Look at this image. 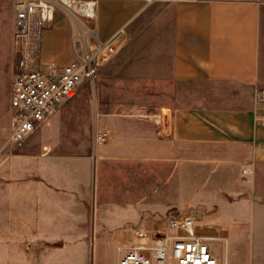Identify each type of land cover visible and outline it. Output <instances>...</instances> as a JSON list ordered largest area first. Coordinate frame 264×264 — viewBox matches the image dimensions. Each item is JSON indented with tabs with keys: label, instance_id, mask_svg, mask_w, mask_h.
<instances>
[{
	"label": "crops",
	"instance_id": "0c3cea01",
	"mask_svg": "<svg viewBox=\"0 0 264 264\" xmlns=\"http://www.w3.org/2000/svg\"><path fill=\"white\" fill-rule=\"evenodd\" d=\"M263 6L264 0H98L93 23L58 10L44 33L45 61L68 63L73 58V37H91L95 30L101 41L116 39L117 51L101 74L147 80L156 87H177L181 104L161 106L150 118L137 113H103L96 119L95 132L90 133L93 147L86 149L85 144L76 143L69 146L70 153H62L56 140L45 143L51 130L56 132L68 125L65 109L72 102H65V109L61 107L52 118L51 127L39 130L43 143L26 149L33 135L23 144L10 140L12 81L9 96L0 95V140L8 137L17 147L26 145L22 153L12 155L10 145L0 142V261H25L27 243L20 241L26 239L28 225L38 231L62 229L59 192H85L89 185L86 178L93 176L95 180L104 166L113 167V174L122 177L108 189L110 198H123L131 213L121 224L127 228L134 222L147 229L165 223L161 219L172 209L174 181L183 189L191 177L206 184L212 197L222 189L221 183H229V167H237L249 178L264 171V103L259 100L264 87L260 74ZM121 29L124 32L118 34ZM13 32L12 22V57ZM187 87L195 93V99H188L194 104L182 105L186 99L181 96L185 97ZM163 108L171 112H163ZM163 117L168 119V128ZM98 130L109 131L104 144L95 140ZM143 181L149 183L144 185ZM158 181L169 199L150 207L143 199ZM113 202L98 201L97 193L94 211L104 214ZM80 203L78 213L83 215L87 202ZM219 209L229 215L222 222L228 225L226 236L201 222L199 231L213 237L210 244L225 241L227 246L235 241L240 256L237 258V253L228 248L233 260L223 264H242L251 250L257 255L256 246L248 250L245 238L235 234L236 229L228 222L232 217L230 206ZM176 214L188 213L176 209L168 218ZM9 235L11 242L7 243ZM211 249L220 263L219 250ZM2 250L6 254H1ZM259 254L257 262L264 264V229Z\"/></svg>",
	"mask_w": 264,
	"mask_h": 264
},
{
	"label": "rangeland",
	"instance_id": "374dc122",
	"mask_svg": "<svg viewBox=\"0 0 264 264\" xmlns=\"http://www.w3.org/2000/svg\"><path fill=\"white\" fill-rule=\"evenodd\" d=\"M13 10L14 0H0V95L2 96H9L15 70V56L13 50L12 57L11 43ZM260 74L264 78V6L261 16ZM176 89L178 88L173 86L169 88H165L163 85L156 87L147 80L119 79L112 74L104 72L101 74L100 72L95 80L85 81L77 95L66 101V103L72 102L67 105L66 109L65 106H62V110L65 109L67 112L68 125L56 132L51 130L46 136L48 142L45 144H52L56 140L61 144L62 153H70L69 146L72 147L76 143H83L86 145V149H89L93 147L90 133L95 132V122L99 115L127 112L150 118L161 106L181 104L178 102L179 96ZM184 91L185 97L180 95L182 99H186L182 105L194 104L188 101L189 98L195 99L194 91L189 90L188 87L184 88ZM163 112L170 113L171 110L163 108ZM51 123L52 120L45 127L49 126L47 128H50ZM40 129L43 128H39L26 142V144L31 143V146H27L26 149L34 148L33 145L37 143H43V135H38ZM0 142L10 145L12 155L22 153L26 145L17 147L9 142L8 137L3 138ZM112 170H114L113 167L104 166L101 168V174L98 177L95 176V180L93 176L86 178L89 185L85 192H59V225L62 229L38 231L28 225V229L25 231L27 237L20 241L22 244L27 243V246L23 245V247L28 252V257L20 264H118L117 243L132 238L134 229L143 228V225L132 222L125 226L127 228H124V225L121 224L131 213L123 198L122 201L118 196L115 200L110 198L111 191L108 190L110 184L116 185L117 180L122 178L121 175L113 174ZM228 172L229 183H221L222 189L212 197L206 191V184L196 182L191 177L184 184L183 189H181L180 182L174 181L172 184V209L167 212V215L162 216L161 221L167 220L171 211L174 213L176 209L184 210L185 213L197 212L201 225L204 227L211 225L220 229V235L226 236L228 225L222 222L229 215H226L225 212L221 213L219 207L230 206L229 211L232 213V217L227 220L236 229L235 234L245 238L248 250L256 246L255 250L260 257L261 233L264 229V171H258L252 178L241 175L237 167H229ZM142 176L144 179H148L147 174ZM97 180L98 191H96ZM159 181L158 185L152 189V194L144 196V204L150 207L161 203L165 198L169 199V193L163 190ZM143 182L144 185L149 183ZM146 186L148 191V185ZM97 193L98 201L111 199L117 204L106 206L104 214H97L96 210L94 211ZM84 201L87 203L84 207L85 214L82 215L78 212L81 210L80 202ZM5 240L10 243V235ZM210 245L220 252L218 255L219 264H223L224 261L228 262L230 258L233 260V257L229 255L228 248L230 252L237 253V258L240 256L238 247L235 248V241L227 246L225 241H211ZM250 252L242 264H258L256 253H253V250ZM2 253L6 254L4 250L1 251ZM0 264L10 263L0 261ZM231 264L239 263L231 261Z\"/></svg>",
	"mask_w": 264,
	"mask_h": 264
},
{
	"label": "built area",
	"instance_id": "2783aa9c",
	"mask_svg": "<svg viewBox=\"0 0 264 264\" xmlns=\"http://www.w3.org/2000/svg\"><path fill=\"white\" fill-rule=\"evenodd\" d=\"M97 6L98 0L15 1L12 142L23 144L39 128L49 125L62 105L77 95L85 81L95 80L116 53L115 38L101 41L92 30L91 37H73V58L68 63L43 59L44 33L58 10L93 23ZM123 32L121 29L118 34ZM259 100L264 103V87ZM163 119L168 128V119ZM109 137L108 130L95 133L98 143H105ZM199 226L198 213L191 212L173 215L154 229L138 228L132 238L117 243L118 264H219L210 246L213 237L201 233Z\"/></svg>",
	"mask_w": 264,
	"mask_h": 264
}]
</instances>
